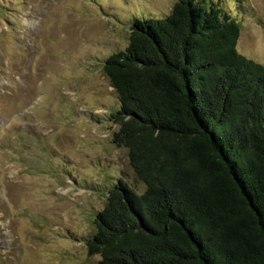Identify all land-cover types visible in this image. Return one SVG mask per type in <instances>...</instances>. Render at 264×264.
<instances>
[{
    "label": "trees",
    "instance_id": "obj_1",
    "mask_svg": "<svg viewBox=\"0 0 264 264\" xmlns=\"http://www.w3.org/2000/svg\"><path fill=\"white\" fill-rule=\"evenodd\" d=\"M101 64L119 98L112 142L145 189L119 180L86 241L98 264H264V65L239 23L177 0L136 19Z\"/></svg>",
    "mask_w": 264,
    "mask_h": 264
},
{
    "label": "rangeland",
    "instance_id": "obj_2",
    "mask_svg": "<svg viewBox=\"0 0 264 264\" xmlns=\"http://www.w3.org/2000/svg\"><path fill=\"white\" fill-rule=\"evenodd\" d=\"M176 1L0 0V264L99 263L85 243L108 190L145 189L112 142L119 98L101 64ZM198 1L235 19L237 50L264 65V0Z\"/></svg>",
    "mask_w": 264,
    "mask_h": 264
},
{
    "label": "bare ground",
    "instance_id": "obj_3",
    "mask_svg": "<svg viewBox=\"0 0 264 264\" xmlns=\"http://www.w3.org/2000/svg\"><path fill=\"white\" fill-rule=\"evenodd\" d=\"M19 88V87H18Z\"/></svg>",
    "mask_w": 264,
    "mask_h": 264
}]
</instances>
